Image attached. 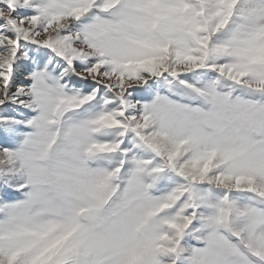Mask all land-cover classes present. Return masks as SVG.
<instances>
[{"label": "snow or ice", "instance_id": "snow-or-ice-1", "mask_svg": "<svg viewBox=\"0 0 264 264\" xmlns=\"http://www.w3.org/2000/svg\"><path fill=\"white\" fill-rule=\"evenodd\" d=\"M0 264H264V0H0Z\"/></svg>", "mask_w": 264, "mask_h": 264}]
</instances>
